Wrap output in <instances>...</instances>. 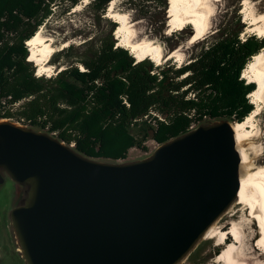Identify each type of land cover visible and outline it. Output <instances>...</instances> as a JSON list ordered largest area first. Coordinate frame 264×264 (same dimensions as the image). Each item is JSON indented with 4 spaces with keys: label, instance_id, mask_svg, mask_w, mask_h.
<instances>
[{
    "label": "water",
    "instance_id": "obj_1",
    "mask_svg": "<svg viewBox=\"0 0 264 264\" xmlns=\"http://www.w3.org/2000/svg\"><path fill=\"white\" fill-rule=\"evenodd\" d=\"M245 169L226 117L134 160L0 117V186L11 181L19 198L5 221L26 264H183L229 215Z\"/></svg>",
    "mask_w": 264,
    "mask_h": 264
},
{
    "label": "trees",
    "instance_id": "obj_2",
    "mask_svg": "<svg viewBox=\"0 0 264 264\" xmlns=\"http://www.w3.org/2000/svg\"><path fill=\"white\" fill-rule=\"evenodd\" d=\"M81 1L0 0V117L40 126L91 156L126 159L133 147L148 151L149 139L165 142L206 119L241 121L255 108L248 95L256 84L242 72L264 38L242 39L246 23L239 15L232 27L200 42L179 67L137 61L117 45L118 23L110 22L105 36L71 44L66 51L73 59L56 76L38 75L26 41L55 5L64 2L70 9ZM111 1L91 0L87 6L100 16ZM154 1L167 10V0L126 3L141 12Z\"/></svg>",
    "mask_w": 264,
    "mask_h": 264
},
{
    "label": "rangeland",
    "instance_id": "obj_3",
    "mask_svg": "<svg viewBox=\"0 0 264 264\" xmlns=\"http://www.w3.org/2000/svg\"><path fill=\"white\" fill-rule=\"evenodd\" d=\"M126 1L127 0H116L113 10L127 14L128 21L132 25L131 28L134 31L133 39L152 40L161 45L165 54L169 52L170 49L175 48V50H177L176 53L181 56V59L178 61L174 59H166V57L161 62H158L155 59H150L155 66H165L170 63L171 65L174 64L175 67H179L183 63H188L191 60L192 53L198 50V44L200 42L206 37H212L217 34L220 28L232 27L235 22V17L238 15L240 16L241 21L246 23V27L241 33V38L243 39L248 34H253L247 30L248 22L245 20V14L243 13V8L245 7L243 4L244 0H222L219 2H213L212 13L209 18L208 32H206L204 37L199 40H194V34L190 35L189 30H192V27H186L185 29L170 32L168 31V22L170 20L169 15L171 14L169 0H167L168 11L166 10L164 12L162 11L163 7L161 4L156 1L145 6L141 12H136L134 9L129 8ZM249 2L251 3L249 9L264 8V0H249ZM110 7L111 5H108L105 13L100 16L93 13L87 4H82L80 9H67L64 2L53 7L54 11L52 15L45 20L42 26H40L42 35L48 37L47 39L51 38L52 40L50 41L57 47L56 53L50 58L51 61L49 60V64L54 66V71L50 76L44 75L45 77L56 76L58 71L65 68L69 61L73 59V57H67L69 53L66 51L71 44L77 46L81 42L90 39L92 36L103 37L108 33L111 27L110 22H116L109 16L111 14ZM236 9H238L237 12ZM171 34L175 35L171 37V40L167 39L166 36H170ZM117 45H119L118 41ZM142 59L136 58L137 61ZM57 67L59 68L56 69ZM180 78H183V76ZM25 101L26 100H23L17 105L21 106ZM17 105L14 106L12 110L18 108L19 106ZM232 122H236V120H233ZM145 145L147 146L148 151H144L138 147L131 148L128 151L127 160L138 159L151 153L158 146V143L153 139H149L145 142ZM244 147L247 149L246 152L249 153L250 164H252L251 167L254 168L258 165H264V102L262 103L260 114L255 117L253 135L245 140ZM14 187L15 186L11 181H7L0 186V264H26L17 250L11 230L5 221L6 211L12 203L15 204L19 199L14 195ZM240 215V212L235 214V216L231 214L226 215L220 222L221 226L223 228L228 227L232 222V219L238 220L240 219ZM252 235L247 233L245 248L251 246V241L248 239L251 238ZM235 239L236 238L232 235L231 238L228 236L224 242V244H226L225 247L224 245L217 247L214 239L205 240L197 250L196 255L193 258L186 260L183 264H223L216 260L217 253L228 248Z\"/></svg>",
    "mask_w": 264,
    "mask_h": 264
},
{
    "label": "bare ground",
    "instance_id": "obj_4",
    "mask_svg": "<svg viewBox=\"0 0 264 264\" xmlns=\"http://www.w3.org/2000/svg\"><path fill=\"white\" fill-rule=\"evenodd\" d=\"M219 1L222 0H169L171 14L168 31L191 26L194 30V40L201 39L208 32L212 3ZM89 2L90 0H82L74 6V9H80L82 4ZM115 2L116 0H112L109 4L111 5L109 16L118 23L114 34L119 45L128 48L136 58L155 59L158 62L165 59V53L160 44L147 39H133L134 31L127 14L113 10ZM243 4L245 5L243 13L248 22L247 30L264 38V8L249 9L251 6L249 0H244ZM47 38L38 29L26 43L30 50L29 60L36 65L37 74L50 76L54 66L49 64V60L56 53L57 47L50 41L51 38ZM173 51L166 59L180 60L181 56L176 53L177 50ZM244 77L248 82L256 84V88L248 95L255 108L243 120L233 122L246 169L241 176V186L236 202L228 213L235 216L240 212L241 215L238 220L232 219L226 228L216 223L205 235L206 239H214L217 247L222 245L225 247L224 242L228 236L231 238L233 235L236 238L228 248L217 253L216 260L223 264H264V165L251 167L249 153L243 147L245 140L253 135L255 117L261 112L264 102V47L249 60L243 70ZM247 233L250 235L253 233V235L248 239L251 241L249 242L251 246L245 248Z\"/></svg>",
    "mask_w": 264,
    "mask_h": 264
},
{
    "label": "flooded vegetation",
    "instance_id": "obj_5",
    "mask_svg": "<svg viewBox=\"0 0 264 264\" xmlns=\"http://www.w3.org/2000/svg\"><path fill=\"white\" fill-rule=\"evenodd\" d=\"M191 27V26H190ZM194 34V30L192 29V35Z\"/></svg>",
    "mask_w": 264,
    "mask_h": 264
},
{
    "label": "built area",
    "instance_id": "obj_6",
    "mask_svg": "<svg viewBox=\"0 0 264 264\" xmlns=\"http://www.w3.org/2000/svg\"><path fill=\"white\" fill-rule=\"evenodd\" d=\"M195 125H192L191 128H193Z\"/></svg>",
    "mask_w": 264,
    "mask_h": 264
},
{
    "label": "clouds",
    "instance_id": "obj_7",
    "mask_svg": "<svg viewBox=\"0 0 264 264\" xmlns=\"http://www.w3.org/2000/svg\"><path fill=\"white\" fill-rule=\"evenodd\" d=\"M144 59V58H143ZM38 71V70H37Z\"/></svg>",
    "mask_w": 264,
    "mask_h": 264
}]
</instances>
